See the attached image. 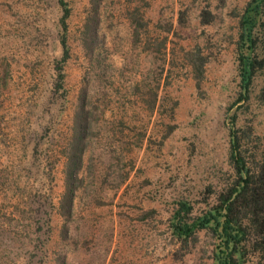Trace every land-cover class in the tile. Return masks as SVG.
<instances>
[{"label": "rangeland", "instance_id": "374dc122", "mask_svg": "<svg viewBox=\"0 0 264 264\" xmlns=\"http://www.w3.org/2000/svg\"><path fill=\"white\" fill-rule=\"evenodd\" d=\"M65 1L58 81V1L0 0V264H212L213 232L182 245L171 217L181 198L201 215L234 178L232 128L247 161L264 153V70L234 103L251 0Z\"/></svg>", "mask_w": 264, "mask_h": 264}, {"label": "trees", "instance_id": "16d2710c", "mask_svg": "<svg viewBox=\"0 0 264 264\" xmlns=\"http://www.w3.org/2000/svg\"><path fill=\"white\" fill-rule=\"evenodd\" d=\"M57 1L62 7L59 20L62 57L55 69L57 79L61 81L62 63L69 56L67 18L70 10L65 0ZM92 32L84 41V47L90 55L96 52ZM237 53L240 90L234 103L248 97L254 74L264 70V0H251L246 6L240 25ZM245 135L247 130H230L229 158L235 176L218 191L215 203L201 215L192 218L191 203L181 198L172 213L173 233L182 245L187 244L188 239L198 230L213 232L216 244L212 250V264H264V153L257 159L247 161V149H242L241 145ZM74 148L72 157L66 163L64 176L61 208L65 214L72 210L77 164L81 158L82 148L78 142Z\"/></svg>", "mask_w": 264, "mask_h": 264}]
</instances>
